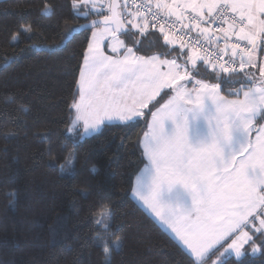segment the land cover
<instances>
[{
  "label": "snow or ice",
  "instance_id": "6c2138e0",
  "mask_svg": "<svg viewBox=\"0 0 264 264\" xmlns=\"http://www.w3.org/2000/svg\"><path fill=\"white\" fill-rule=\"evenodd\" d=\"M71 7L76 18L99 17L68 28L56 45L78 34L77 29H91L77 80L79 95L70 105L75 113L72 126L82 122L85 132H95L105 119L132 121L144 115L162 90L170 89L173 95L152 112L144 132L141 143L148 164L136 176L133 195L190 250L195 264H208L220 248L223 252L212 264H223L221 257L229 252L239 258L250 242L253 252L260 250L264 239L257 244L256 238L264 237V124L259 123L264 120V58L258 53L264 54V0H171L157 2L155 11L151 0H71ZM44 8L51 10V5ZM161 16L167 19L161 22ZM157 25L164 46L173 51L179 34L181 51L171 59L140 55L142 41L130 47L121 39L133 35L131 30L143 37ZM193 32L194 40L185 41ZM185 49L187 59L180 63ZM201 62L218 73L215 83L194 78ZM236 82L240 88L221 94L226 84ZM198 118L207 122V135L194 146L188 139L189 121ZM165 120L174 125L171 134L165 132ZM161 185L182 186L191 206L162 203Z\"/></svg>",
  "mask_w": 264,
  "mask_h": 264
},
{
  "label": "trees",
  "instance_id": "16d2710c",
  "mask_svg": "<svg viewBox=\"0 0 264 264\" xmlns=\"http://www.w3.org/2000/svg\"><path fill=\"white\" fill-rule=\"evenodd\" d=\"M97 19L95 14L76 18L71 0H0V264H101L95 236L104 211L112 215L111 233L123 237L111 264H195L130 196L145 164L141 135L151 111L172 91L162 90L132 121L106 123L90 136L82 137L79 128L67 133L91 29H77L56 45L68 28ZM27 26L31 32L21 31ZM131 31L125 42L132 47L142 41L140 55L171 59L181 51L165 47L160 33L148 29L142 37ZM184 53L178 62L186 61ZM12 56L15 62L8 60ZM194 78L215 83L217 75L201 62ZM240 86L226 84L221 94ZM70 156L73 166L62 169ZM93 164L97 171L90 170ZM9 189L16 191L14 208L5 194ZM253 247L245 245L237 259L226 255L223 264H264V246L256 252Z\"/></svg>",
  "mask_w": 264,
  "mask_h": 264
},
{
  "label": "crops",
  "instance_id": "0c3cea01",
  "mask_svg": "<svg viewBox=\"0 0 264 264\" xmlns=\"http://www.w3.org/2000/svg\"><path fill=\"white\" fill-rule=\"evenodd\" d=\"M188 87L191 88L192 85L189 84ZM78 95H79V93H78ZM242 97H243V94L241 92V98ZM169 98H167L166 100H164L161 103V105H163ZM232 98H235V97H232ZM161 105L158 106L157 108H155L153 111H156L157 109H159L161 107ZM153 111H151V114H150V118L148 120V123L152 120V112ZM113 120L115 122H105V120L102 121L101 125L98 128V131L100 130L101 126L104 125V124H106V123L126 122V121H121L118 118H113ZM127 122H129V121H127ZM148 123H147V125H148ZM261 124H264V120H262V123ZM164 128H165V132L167 134H171V132L174 130V125H173L172 121L171 120H165L164 121ZM147 130H148V128H147ZM206 135H207V122L204 119L198 118L196 120H190L189 121V131H188L189 143H191V144H193L195 146L200 140L205 139L206 138ZM143 138H144V133L141 135V138H140L141 139L140 140V148H141V150H143V158H144L145 164L142 166V168L139 169V171L137 172L138 173L137 175H140L141 174V171L140 170L144 169L145 168V165L148 164V160H147V158L144 155L143 144L141 143V141L143 140ZM253 139H255V136L254 135H253ZM135 183H136V177L134 178L132 185L134 186ZM144 184H145V187L143 188V191L144 192H147V190H148L147 185H149V178H148V176H145L144 177ZM133 186H132V188H133ZM130 196L134 200V202L139 207H141V209L143 211H145L151 218H153L155 220V222H157L161 226V228L164 229L166 231V233L170 235V237L177 243V245L179 247H181L184 251H186L190 256H192V258L194 259V261H196L195 256L190 253V250H188L186 247H184L178 241V239L175 237V235L170 231V229L166 225H164L152 213V211L147 206H145L139 199H137L133 195V191L132 190H131ZM158 198L161 200L162 203L170 204V205H172L174 207L177 206V205H179L181 207H184V208H188V207L191 206V198H190V196L188 195V193L180 185H174L170 189L168 188L167 185H161L160 192L158 194ZM228 243H231V240H229ZM224 247H227V244H225ZM245 251H246V248H245V245H244L243 248H242L243 254L245 253ZM221 252H223V248H220L219 251L214 252L211 255V258L208 259V264H212V260H215L217 257H219ZM226 255H232L234 258H236V259L238 258L235 255L234 252H229V253H225L224 256L221 257V259H223Z\"/></svg>",
  "mask_w": 264,
  "mask_h": 264
},
{
  "label": "clouds",
  "instance_id": "9594fccd",
  "mask_svg": "<svg viewBox=\"0 0 264 264\" xmlns=\"http://www.w3.org/2000/svg\"><path fill=\"white\" fill-rule=\"evenodd\" d=\"M74 164V157L70 156L66 164L61 165V168H71ZM90 170L97 171L98 168L95 164L91 166ZM8 197V204L10 207H15L17 195L15 189H9L5 193ZM111 222H112V215L110 211H104L101 213L100 218V227L98 232L96 233L95 239H97L101 243V264H111L113 258V250L119 246L122 242L123 237L120 235H113L111 233ZM111 239V244H108L107 241Z\"/></svg>",
  "mask_w": 264,
  "mask_h": 264
},
{
  "label": "built area",
  "instance_id": "2783aa9c",
  "mask_svg": "<svg viewBox=\"0 0 264 264\" xmlns=\"http://www.w3.org/2000/svg\"><path fill=\"white\" fill-rule=\"evenodd\" d=\"M136 2H137V3H140L141 0H136ZM157 2H160V3H171V0H151V3H152V5H153V10H154V11L156 10V9H155V4H156ZM120 3L123 4V3H124V0H120ZM129 4H131V0H129ZM160 19H161V22H163V21H164L165 19H167V18L164 17V16H161ZM172 19L174 20L175 18L173 17ZM185 23H188V21H185ZM202 26H203V27H207L206 24H203ZM179 27H180V25H177V28H179ZM149 29L152 30V31H154V32L160 33V32H159V25H157L156 28H151V26H150ZM165 30L168 31V27H167V26H166ZM197 31H198V30H197ZM160 34H161V33H160ZM175 34H177V36H178V42H177V45L180 46V45H179V34H178V33H175ZM196 35H197V32H193V33H191V36H190V37H189V36H186V37H184V39H185V41H188L189 39H193V40H194V38L196 37ZM189 46H190V45H189ZM220 46L223 47V42H222V41H221ZM205 47H207V44H205ZM185 51H187V49H185ZM258 54H259V53H258ZM259 56H260L261 58H264V54H259ZM225 59H227V57H225ZM237 67H238V64H237ZM208 68H210V67H208ZM215 73H216V72H215ZM216 75H218V73H216Z\"/></svg>",
  "mask_w": 264,
  "mask_h": 264
},
{
  "label": "rangeland",
  "instance_id": "374dc122",
  "mask_svg": "<svg viewBox=\"0 0 264 264\" xmlns=\"http://www.w3.org/2000/svg\"><path fill=\"white\" fill-rule=\"evenodd\" d=\"M90 36H91V34H90ZM128 37H125V36H121V39H124V40H126ZM82 62H83V60H82ZM80 73V72H79ZM78 79H79V77H78ZM77 85V84H76ZM78 87V86H77ZM74 118H75V116H74ZM73 118V119H74ZM105 122H115L113 119H111V120H108V119H105ZM71 128H72V131L71 132H69L68 130V134H72V132H73V128H79V129H81L82 130V137H84V136H90V135H92V134H95V132H97V131H95V132H93L91 129H89V131L88 132H85L84 131V127H83V123L82 122H80V123H78L75 127H73L72 126V124H71V126H70Z\"/></svg>",
  "mask_w": 264,
  "mask_h": 264
},
{
  "label": "water",
  "instance_id": "95a60500",
  "mask_svg": "<svg viewBox=\"0 0 264 264\" xmlns=\"http://www.w3.org/2000/svg\"><path fill=\"white\" fill-rule=\"evenodd\" d=\"M91 23V22H90Z\"/></svg>",
  "mask_w": 264,
  "mask_h": 264
}]
</instances>
